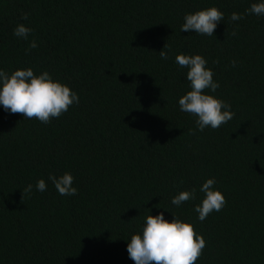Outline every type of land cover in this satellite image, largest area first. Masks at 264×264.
Segmentation results:
<instances>
[{"label": "trees", "instance_id": "obj_1", "mask_svg": "<svg viewBox=\"0 0 264 264\" xmlns=\"http://www.w3.org/2000/svg\"><path fill=\"white\" fill-rule=\"evenodd\" d=\"M260 2L0 0V70L47 72L79 98L48 124L0 105V264H134L131 236L161 213L204 238L196 264H264V16L246 14ZM211 7L224 14L213 36L181 32L186 14ZM17 24L33 30L26 40ZM179 54L215 73L219 88L204 94L235 114L220 128L200 132L180 110L191 88ZM66 172L76 195L48 180ZM212 178L226 203L200 221ZM192 189L195 199L171 203Z\"/></svg>", "mask_w": 264, "mask_h": 264}, {"label": "clouds", "instance_id": "obj_2", "mask_svg": "<svg viewBox=\"0 0 264 264\" xmlns=\"http://www.w3.org/2000/svg\"><path fill=\"white\" fill-rule=\"evenodd\" d=\"M246 14L264 16V2L253 3L246 10ZM28 16V13H23L20 19L27 20ZM223 18L224 14L216 7L186 14L181 32L213 36ZM241 19L243 15L235 12L230 16L231 21ZM32 31L24 24H17L13 35L26 40ZM232 35H235V31ZM36 47L37 44L33 40L29 44V49ZM159 56L162 60L168 59L167 53L163 50L159 52ZM175 59L181 68H188L186 78L191 88L179 99V108L182 112L197 117L195 121L197 130L203 132L208 127L215 130L230 121L235 115L231 111V106L212 95L204 94L205 90L215 92L219 88V84L213 80L215 73L206 67L205 58L201 55L179 54ZM235 63L232 61L233 67ZM78 102L79 98L75 92L68 86L54 81L47 72L37 76L28 68L18 69L9 75L0 70V105L11 114H20L25 119H36L48 124ZM189 133L195 135L192 130H189ZM48 180L62 196L77 194L78 190L72 186L74 177L71 173L66 172L60 177L50 174ZM215 183L214 178L208 179L200 188L205 196L201 204L194 209L200 221H204L212 212L222 210L226 203L222 193L214 190ZM35 187L37 191L44 192L47 184L44 179H40ZM32 188L31 184L27 185L23 193L30 194ZM192 199H195V189L180 192L172 198L171 203L179 207ZM205 246L204 238L196 233L190 223L181 222L175 216L168 222L161 213L156 216L147 215L142 234L131 236L127 252L134 264H196Z\"/></svg>", "mask_w": 264, "mask_h": 264}]
</instances>
